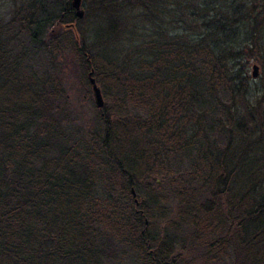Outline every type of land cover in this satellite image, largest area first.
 I'll list each match as a JSON object with an SVG mask.
<instances>
[{
    "label": "trees",
    "instance_id": "trees-1",
    "mask_svg": "<svg viewBox=\"0 0 264 264\" xmlns=\"http://www.w3.org/2000/svg\"><path fill=\"white\" fill-rule=\"evenodd\" d=\"M95 1L83 20L72 0L52 12L30 0L15 19L34 39L51 23L88 93L93 72L113 101L97 109L102 128L89 142L68 135L57 76L28 78L0 42V264H106L120 246L137 264H222L229 251L232 264H264V110L253 103L264 90L247 77L250 59L264 66V0ZM86 14L112 27L103 44L125 39L123 58L88 44ZM220 90L232 106L217 137L205 106ZM185 154L191 170L174 172Z\"/></svg>",
    "mask_w": 264,
    "mask_h": 264
},
{
    "label": "rangeland",
    "instance_id": "rangeland-1",
    "mask_svg": "<svg viewBox=\"0 0 264 264\" xmlns=\"http://www.w3.org/2000/svg\"><path fill=\"white\" fill-rule=\"evenodd\" d=\"M56 1L59 2V0H44V4L49 12H52L50 8L55 7ZM29 2L30 0H0V42L2 43V48L5 49L12 67L28 78L42 83L50 76H57L68 95V110L70 112V123L67 124L68 135H71L70 138L74 141L89 142L90 134L94 130L99 132L102 128L94 98L88 93L91 89L82 84L81 70L75 58L67 51V48V50L65 49V38L62 39L63 35H57L58 32L51 35V23H43L39 27L36 39H34L30 33L23 30L16 22L15 19L18 12L22 11ZM82 3L83 10L87 14L88 11L95 14V10L98 7L95 0H82ZM131 7L137 8V14L141 16L140 21H142L145 9H139L138 4L133 1L131 4L129 3V8L131 9ZM56 9H58V6ZM87 14L86 19L80 24V27L84 32H87V35L89 33L92 38H88V44L92 45L94 41H98L102 44L100 51L105 56L123 58L127 50L125 39L117 38L116 36L117 39H113V42L109 41L108 44H103L104 41H107L103 36L108 35L112 27L106 21H93L92 16L90 17ZM41 19L43 20V18ZM128 21V17H122L116 32L120 30L118 33H122V30L129 29L127 27ZM151 25L153 23L148 24V26ZM32 33H34V30ZM254 65L259 66L258 79L253 78ZM247 77L249 78L250 86L256 91L264 90V66L260 62L250 59ZM261 95L256 96L253 103L256 104V108H259L261 105V110H264V99L261 100ZM209 102L210 105L205 106L209 109L211 118L209 128L218 137V129L222 124L227 122L225 116L226 108L232 106V98L230 94L224 90H220L219 96L212 97ZM105 104L112 106L113 101L105 99ZM128 114L129 116L142 118L146 116L143 110L133 107L128 108ZM192 158V154H185L176 158L171 165L173 171L177 173L189 172L192 167ZM157 182L161 186L163 185L162 178L157 179ZM104 191H106L105 184L100 180L96 189L97 197L101 198L104 195ZM166 207L171 213V218L174 217L176 203L170 201ZM162 226L164 227L165 224H162ZM184 258L187 260L189 257L185 255ZM233 260V252L229 251L222 264H232ZM138 261L139 258L136 255L129 252L125 247L120 246L116 258L106 262V264H137ZM196 264H199V262Z\"/></svg>",
    "mask_w": 264,
    "mask_h": 264
},
{
    "label": "water",
    "instance_id": "water-1",
    "mask_svg": "<svg viewBox=\"0 0 264 264\" xmlns=\"http://www.w3.org/2000/svg\"><path fill=\"white\" fill-rule=\"evenodd\" d=\"M72 6L75 8L76 11V17L78 20H83L85 18V12L82 8V0H73ZM90 77V84L92 86L94 101L97 109H103L105 107V99L103 97L102 91L98 84L96 83V80L92 77V73L89 75ZM253 78L258 79L259 78V66L254 65L253 66ZM134 197H136L135 191H133ZM136 204L138 205L139 202L136 200Z\"/></svg>",
    "mask_w": 264,
    "mask_h": 264
},
{
    "label": "bare ground",
    "instance_id": "bare-ground-1",
    "mask_svg": "<svg viewBox=\"0 0 264 264\" xmlns=\"http://www.w3.org/2000/svg\"><path fill=\"white\" fill-rule=\"evenodd\" d=\"M73 1V0H72ZM73 7V6H72ZM74 8V7H73ZM82 8H83V3H82ZM74 10H75V8H74ZM85 12V11H84ZM75 16H76V11H75ZM92 74H93V72H91Z\"/></svg>",
    "mask_w": 264,
    "mask_h": 264
}]
</instances>
